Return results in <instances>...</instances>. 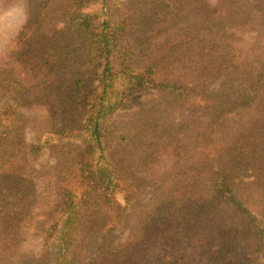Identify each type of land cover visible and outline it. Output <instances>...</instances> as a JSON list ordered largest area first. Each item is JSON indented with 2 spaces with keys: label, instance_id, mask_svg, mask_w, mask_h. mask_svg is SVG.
I'll return each instance as SVG.
<instances>
[{
  "label": "trees",
  "instance_id": "1",
  "mask_svg": "<svg viewBox=\"0 0 264 264\" xmlns=\"http://www.w3.org/2000/svg\"><path fill=\"white\" fill-rule=\"evenodd\" d=\"M23 7L49 22L0 51V264L264 258V0Z\"/></svg>",
  "mask_w": 264,
  "mask_h": 264
},
{
  "label": "rangeland",
  "instance_id": "2",
  "mask_svg": "<svg viewBox=\"0 0 264 264\" xmlns=\"http://www.w3.org/2000/svg\"><path fill=\"white\" fill-rule=\"evenodd\" d=\"M40 0H15L7 8L0 7V51L1 48L8 44L10 38L15 36L13 42L10 43V50L14 52L16 56H23L28 49V33L36 24H45L49 22V17L46 14H36L34 12H27L23 7V4L34 5ZM24 27L25 33L18 34V30ZM36 130H31L28 135L29 141H33L36 135ZM52 156L49 155L48 150L40 152L37 159L32 162L43 161L44 163H51ZM39 247L38 241L29 236L25 241L24 248L36 250ZM257 264H264V258H259Z\"/></svg>",
  "mask_w": 264,
  "mask_h": 264
}]
</instances>
